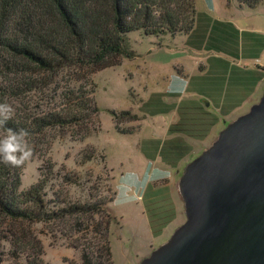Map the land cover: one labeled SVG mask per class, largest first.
Returning a JSON list of instances; mask_svg holds the SVG:
<instances>
[{"label": "rangeland", "instance_id": "obj_1", "mask_svg": "<svg viewBox=\"0 0 264 264\" xmlns=\"http://www.w3.org/2000/svg\"><path fill=\"white\" fill-rule=\"evenodd\" d=\"M245 1L256 7L239 0H195V23L187 35L127 34L132 58L90 76L100 131L83 142L59 136L52 145L48 158L56 172L90 173L106 179L114 193L113 264H139L170 239L185 222L177 191L185 167L261 98L264 0ZM257 85L259 97L250 104ZM111 112H130L136 120L118 124L116 131ZM128 132L133 133L123 134ZM89 151L94 159L81 165ZM46 160L21 166V189L38 181ZM69 195L73 201L87 199L85 188L71 187ZM27 231L41 242L45 264H80L79 252L51 238L48 227L37 224ZM13 251L0 243V264H14Z\"/></svg>", "mask_w": 264, "mask_h": 264}, {"label": "trees", "instance_id": "obj_2", "mask_svg": "<svg viewBox=\"0 0 264 264\" xmlns=\"http://www.w3.org/2000/svg\"><path fill=\"white\" fill-rule=\"evenodd\" d=\"M195 14V0H0V103L14 109L0 138L8 128L25 129L33 152L28 161L47 159L38 181L24 190L21 166L0 163V243L14 250V264H45L41 242L27 231L37 224L78 251L80 264H113L114 193L107 180L56 172L48 156L59 136L83 142L100 131L90 76L132 58L127 34L187 35ZM110 114L116 131L136 120L130 112ZM80 158L84 165L94 154ZM71 187L85 188L87 199L71 200Z\"/></svg>", "mask_w": 264, "mask_h": 264}, {"label": "water", "instance_id": "obj_3", "mask_svg": "<svg viewBox=\"0 0 264 264\" xmlns=\"http://www.w3.org/2000/svg\"><path fill=\"white\" fill-rule=\"evenodd\" d=\"M185 222L139 264H264V90L189 163Z\"/></svg>", "mask_w": 264, "mask_h": 264}, {"label": "clouds", "instance_id": "obj_4", "mask_svg": "<svg viewBox=\"0 0 264 264\" xmlns=\"http://www.w3.org/2000/svg\"><path fill=\"white\" fill-rule=\"evenodd\" d=\"M13 107L8 103H0V128L11 118ZM29 132L25 129H6V134L0 138V163L20 167L32 155V148L28 143Z\"/></svg>", "mask_w": 264, "mask_h": 264}, {"label": "crops", "instance_id": "obj_5", "mask_svg": "<svg viewBox=\"0 0 264 264\" xmlns=\"http://www.w3.org/2000/svg\"><path fill=\"white\" fill-rule=\"evenodd\" d=\"M259 87L260 86L257 85L255 90H253V92H252L253 94L251 96L252 98L248 100L250 104L254 103L258 99V97H259V92H258L259 91Z\"/></svg>", "mask_w": 264, "mask_h": 264}]
</instances>
